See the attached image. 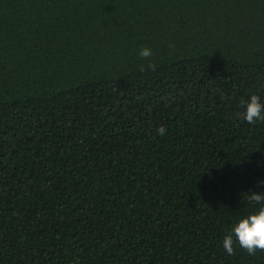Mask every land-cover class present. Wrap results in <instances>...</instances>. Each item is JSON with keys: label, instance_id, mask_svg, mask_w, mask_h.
Masks as SVG:
<instances>
[{"label": "trees", "instance_id": "obj_1", "mask_svg": "<svg viewBox=\"0 0 264 264\" xmlns=\"http://www.w3.org/2000/svg\"><path fill=\"white\" fill-rule=\"evenodd\" d=\"M251 94L264 0H0V264H264Z\"/></svg>", "mask_w": 264, "mask_h": 264}, {"label": "clouds", "instance_id": "obj_2", "mask_svg": "<svg viewBox=\"0 0 264 264\" xmlns=\"http://www.w3.org/2000/svg\"><path fill=\"white\" fill-rule=\"evenodd\" d=\"M151 49L144 47L139 50L140 57L152 56ZM149 63V67H151ZM243 112L242 119L248 124L257 121H264V103L256 94H251L247 99L241 100ZM164 126H158L157 132L160 135L165 133ZM264 185V178L257 181ZM249 199L257 205L252 211L239 216L227 230L221 241V246L228 255L234 252V245H239L249 255L255 254L257 250L264 251V194L261 191H251Z\"/></svg>", "mask_w": 264, "mask_h": 264}]
</instances>
